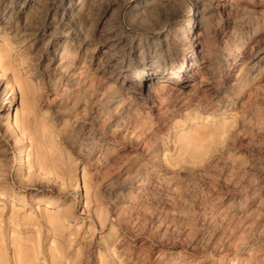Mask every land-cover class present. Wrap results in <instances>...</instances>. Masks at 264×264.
Returning a JSON list of instances; mask_svg holds the SVG:
<instances>
[{
  "label": "rangeland",
  "instance_id": "rangeland-1",
  "mask_svg": "<svg viewBox=\"0 0 264 264\" xmlns=\"http://www.w3.org/2000/svg\"><path fill=\"white\" fill-rule=\"evenodd\" d=\"M0 264H264V0H0Z\"/></svg>",
  "mask_w": 264,
  "mask_h": 264
},
{
  "label": "bare ground",
  "instance_id": "bare-ground-1",
  "mask_svg": "<svg viewBox=\"0 0 264 264\" xmlns=\"http://www.w3.org/2000/svg\"><path fill=\"white\" fill-rule=\"evenodd\" d=\"M24 155V150L23 148L20 149L19 155H18V161H17V167L18 171H21L23 169V161H22V156Z\"/></svg>",
  "mask_w": 264,
  "mask_h": 264
}]
</instances>
